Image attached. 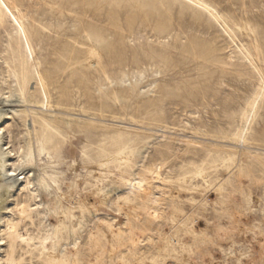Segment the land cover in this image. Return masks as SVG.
I'll use <instances>...</instances> for the list:
<instances>
[{"label":"rangeland","instance_id":"374dc122","mask_svg":"<svg viewBox=\"0 0 264 264\" xmlns=\"http://www.w3.org/2000/svg\"><path fill=\"white\" fill-rule=\"evenodd\" d=\"M205 1L220 12L240 49L186 0H0L3 9L17 7L28 34L26 41L9 15L0 25V97L24 88L39 116L31 123L8 115L1 145L14 154L35 152L39 168L50 163L57 180L50 200L58 210L77 208L75 199H82L113 230L121 226L128 234L130 221L142 237L141 214L114 206L139 204L127 195L131 180L162 165L163 174L192 177L191 188L202 189L181 194L174 219L161 227L164 235L176 230L177 242L166 253L162 242L149 246L143 264H264V93L245 124L253 156L240 159L223 148L260 86L244 54L264 72V0ZM2 60L16 72L14 84ZM199 172L207 184L196 178ZM13 193L0 211V239L8 241L0 264H87L70 254L67 229L51 258L41 259L35 250L48 231L35 205ZM75 215L80 220L79 210ZM76 228L85 256L89 228ZM149 228L158 242L159 233ZM183 245L192 252H181ZM104 262L113 264L108 254Z\"/></svg>","mask_w":264,"mask_h":264},{"label":"bare ground","instance_id":"6f19581e","mask_svg":"<svg viewBox=\"0 0 264 264\" xmlns=\"http://www.w3.org/2000/svg\"><path fill=\"white\" fill-rule=\"evenodd\" d=\"M186 1L192 3L193 6L195 5V7L200 8V10L209 15L215 22L222 26V15L208 2L205 0ZM6 15H9L11 25L16 27L19 33L25 37L26 41H28L26 25L22 16L19 14L17 7H14L13 11L6 4L5 9L0 6V25L5 24ZM227 28L230 30L228 26ZM223 29L230 37L234 45L240 49L233 36L229 34L225 27H223ZM230 31L232 32V30ZM244 55L257 74L260 86L254 97L248 103L247 109L243 113L242 126L240 127L238 133L230 140L229 146L223 147L224 150L229 153H234L235 156L240 159L243 157L253 156L252 153L246 148V135L248 133V129L245 127V124L248 123L249 119L251 118V113L256 109L258 101L261 95L264 93V72L262 68L260 67L257 59L253 57L250 58L246 56V54ZM2 65L7 67L9 72V74H7L13 80L14 84L17 78L16 72L6 61H3ZM37 78L39 87L44 97L48 101V105L46 107H49L47 86L40 72H37ZM1 79H4V77H1ZM8 90L10 89L8 88ZM9 94V96L6 95L7 97L5 98L0 97V211L3 209L5 203L9 202L6 200V196H8L11 192L12 194H14L13 192H19L21 196H24L27 199V203L30 202L35 205L37 210V213H35L37 215L36 217L39 218L38 220H40L41 226L44 227V230H47L49 233L47 232V235L45 234L46 236L41 239L38 250L36 249L37 246L31 250L36 249L35 251H38L37 255L46 262L51 258L52 251H54L58 246V241L62 239L60 237L62 236L64 229H67L71 236L69 245L74 249V252L70 254L75 259L81 256V258L87 264H105L104 258L107 254L109 255V258L113 264H143L145 255L150 251L149 246L156 247L157 243L160 242L163 243V252L166 253L170 251V246L178 240V234L175 230L173 235H164L161 231L162 223L174 219L173 216L177 214V212L176 208L174 209L173 207L175 205H179L181 202L182 193H200L202 191V189L197 186L191 188L190 183L192 182V177L186 176L180 178L173 175H165L163 174V166L159 165L154 168L146 169L144 179L131 180V182L128 183L129 191L127 192V195L137 200L139 204L133 207L127 203V201L121 200L114 203V206L117 208V210H119L120 213L126 209L130 210L132 213L138 212L141 214V216L136 219V221L137 223H141L143 225V229L141 230L142 237H137L136 231H138V228L132 225V222L130 221L128 222V234L123 233L121 226H118V229L113 230L111 224L108 221L101 219L97 215L91 213V205L88 202L87 206L83 205L81 201L82 199H75L74 204L77 206V208L73 206L74 208L62 213L61 210H58L59 208L57 209L58 206L55 207L54 201L50 200L54 189L52 183L57 186L55 173L51 171V166L49 165L50 163L46 164L42 162L43 167L39 168V164H37L32 154L35 152L32 151L31 147L29 151L32 152L25 155L19 151L14 154L15 151L6 148L4 149V147L1 145L3 139L2 136L5 133L4 131L8 130L7 128L9 126V123L6 120L11 119V117H8V115H11L13 118L17 117L21 119L22 116H27V120L31 123H33L35 119L39 118V116H37V112L28 106L26 90L24 88H21L19 93H17V90L14 89ZM15 99L17 100L16 102L14 101ZM15 103H18L19 106H15ZM11 104L15 105L12 106ZM7 105L11 106L7 108ZM8 109L10 111L9 113H7ZM182 140H188V138H182ZM16 155L17 158H15L17 161L11 163L10 159L12 157L14 158ZM242 165L243 162L240 160V165L238 166L240 173L239 176L243 175ZM230 169L231 168L228 167L225 168L224 171L226 173H231ZM197 174V179H201L206 184L208 183V178L204 172H199ZM57 190L61 194V198L67 196L60 189V187L57 188ZM168 201H171L172 205L167 211L165 207L167 206ZM23 207L25 209L28 208V206L25 204ZM75 210H79L81 213L80 220L76 217ZM9 213H11V211ZM141 217H143V219H140ZM53 220L55 223H53ZM89 222L93 223V228L89 227ZM85 224L88 226L89 231L86 241L87 243H85L86 245H83L87 247V254L84 256L80 250L78 242L79 238L77 235L78 229L76 228V225ZM149 227H154V229L159 233L158 242L154 240ZM189 232L192 233V229H189ZM0 242V249L2 246L8 244V241H6L3 237H1ZM146 246H148V248ZM144 249H147V252H144ZM180 251L192 252L191 248H187L186 245H183ZM65 252H68L67 249H65ZM181 257L184 258L183 255H181Z\"/></svg>","mask_w":264,"mask_h":264}]
</instances>
